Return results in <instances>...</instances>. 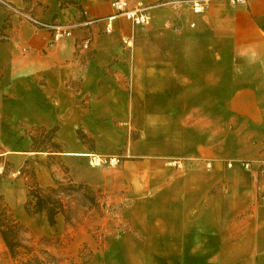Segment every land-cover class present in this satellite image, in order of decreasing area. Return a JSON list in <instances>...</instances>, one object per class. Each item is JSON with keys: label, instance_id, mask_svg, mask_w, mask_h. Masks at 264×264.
<instances>
[{"label": "crops", "instance_id": "1", "mask_svg": "<svg viewBox=\"0 0 264 264\" xmlns=\"http://www.w3.org/2000/svg\"><path fill=\"white\" fill-rule=\"evenodd\" d=\"M112 1L11 0L73 24L58 42L0 6L1 202L26 221L27 173L100 187L88 154L117 155L128 232L85 264H264V0L156 6L135 27Z\"/></svg>", "mask_w": 264, "mask_h": 264}, {"label": "rangeland", "instance_id": "2", "mask_svg": "<svg viewBox=\"0 0 264 264\" xmlns=\"http://www.w3.org/2000/svg\"><path fill=\"white\" fill-rule=\"evenodd\" d=\"M96 169L101 171L99 177L103 185L95 187L87 181L81 182L84 186L83 189L91 191L90 196L93 198L94 203L89 204L87 200L77 195V199L71 202L72 206L76 207L71 224H68L62 216L57 218L54 226H50L42 216H31L26 221H20L28 230L26 237L31 238L32 244L77 260L83 246L92 249L94 253L104 255V250L111 241L126 236L128 227L124 222H121L120 212L128 200L126 196L127 181L122 180L119 166ZM26 175L29 176L28 173ZM25 189L26 194H28L27 185ZM69 200H72V197ZM3 203L6 202L2 200L0 204ZM220 241L224 242L225 247L234 240ZM257 241L260 242L258 247H261V252L264 253V240ZM5 253L6 247L0 237V258H3ZM258 264H260L259 261Z\"/></svg>", "mask_w": 264, "mask_h": 264}, {"label": "trees", "instance_id": "3", "mask_svg": "<svg viewBox=\"0 0 264 264\" xmlns=\"http://www.w3.org/2000/svg\"><path fill=\"white\" fill-rule=\"evenodd\" d=\"M52 135L53 131H49L44 138L50 139ZM29 175L24 210L29 216L44 217L50 226H54L60 216L71 224L76 208L71 202L77 199V195L87 200L89 204L94 203L90 196L91 191L83 189L82 183H74L68 179L66 182L55 181L54 186L42 188L37 184L33 170ZM70 197L72 200H69ZM27 233L28 230L15 218L12 209L6 204H0V237L6 247L5 256L0 258V264H85L91 258L92 251L85 246L80 250L77 260L37 247L32 244L30 237H26Z\"/></svg>", "mask_w": 264, "mask_h": 264}, {"label": "built area", "instance_id": "4", "mask_svg": "<svg viewBox=\"0 0 264 264\" xmlns=\"http://www.w3.org/2000/svg\"><path fill=\"white\" fill-rule=\"evenodd\" d=\"M215 0H182V1H170L161 4H155L154 6H146L142 3H137L133 8H129L128 0H113L111 5L115 10V16H124L126 19L131 21L133 26H147L151 23L152 17L149 13L150 9L156 6H162L171 4L172 6H177L179 4H186L194 13H202L206 7ZM232 6H243L246 5L248 0H227ZM0 6L5 8L9 13L19 16L21 19L31 23L33 26L39 29H46L50 35L53 42H58L63 38L70 37L72 35V30L74 28L73 24H62L58 22H44L33 16L30 12L24 11L16 7L11 0H0ZM109 19H112L113 17ZM93 20H88L85 25H89ZM109 32L110 29L106 28ZM90 43V38H84L82 46L88 48ZM88 164L91 167H107L114 168L118 166L121 162V156H104L100 154H88ZM168 164L172 167L182 168V162L180 160H170ZM233 162L227 164L228 167H232ZM241 165L245 169L252 168V163L248 161L241 162ZM261 170L264 172V164L261 165ZM4 172L3 167H0V174ZM20 174V171L14 173L16 176Z\"/></svg>", "mask_w": 264, "mask_h": 264}]
</instances>
